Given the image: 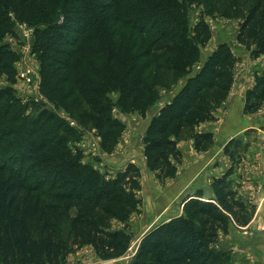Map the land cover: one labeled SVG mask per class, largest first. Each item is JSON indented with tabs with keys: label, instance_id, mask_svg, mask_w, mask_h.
I'll use <instances>...</instances> for the list:
<instances>
[{
	"label": "trees",
	"instance_id": "16d2710c",
	"mask_svg": "<svg viewBox=\"0 0 264 264\" xmlns=\"http://www.w3.org/2000/svg\"><path fill=\"white\" fill-rule=\"evenodd\" d=\"M239 4L244 13L236 42L264 57V0H0V75L13 84L18 61L3 38L18 24L33 28L43 95L80 127L95 129L101 150L112 153L125 130L113 111L144 116L157 95L152 87L190 74L145 132L146 168L173 179L178 139L211 120L234 81L237 58L225 42L190 71L212 37L202 15L230 18ZM194 6L203 11L192 26ZM263 102L264 68L246 92L244 114ZM36 104L0 89V264H66L85 246L105 261L127 255V223L140 206L139 168L129 163L105 180L73 156L68 140L79 131ZM192 138L197 152L213 144L210 133ZM237 145L233 140L225 149L232 159ZM231 174L212 181L213 198L188 196L181 215L151 228L129 264H228L221 236L246 227L255 213L232 189Z\"/></svg>",
	"mask_w": 264,
	"mask_h": 264
},
{
	"label": "crops",
	"instance_id": "0c3cea01",
	"mask_svg": "<svg viewBox=\"0 0 264 264\" xmlns=\"http://www.w3.org/2000/svg\"><path fill=\"white\" fill-rule=\"evenodd\" d=\"M235 55L238 61L240 50ZM260 64L257 63L256 68H259ZM263 64L262 60L261 65ZM253 84L251 77L247 74L237 83L234 81L223 105L212 113L211 120L198 126L197 132L213 135L214 143L208 151L196 152L191 147L190 141L178 145L181 158L176 164L177 174L167 186L163 187H158L154 181H151V173L147 171L139 155L136 136L138 132L146 129L148 117L145 119L140 117L137 126L132 124L134 117L131 114V122L126 121L123 136L118 144L124 147V153L120 155L113 151V155L103 154L102 159L112 173L123 170L129 163L137 165L140 170L142 209L139 214L131 216L127 223L128 233L132 235L133 240L139 241L157 224L181 215L182 202L188 196L202 192L204 199L213 198L212 181L223 176L230 169L232 174L229 181L232 189L244 203L255 206L254 216L245 228L255 232L259 230L258 224L264 227V132L262 131L264 110L262 114H244L243 112L246 92ZM234 139L247 145V151L237 167L234 166L233 159L223 153L226 144ZM242 184L258 187L259 195H256L254 190L253 192L246 190ZM229 241L233 245L244 246L238 227L231 228L226 243L230 244ZM245 242L249 246L253 245L252 248L255 249L253 257L257 263L259 261V264H264V231L255 232L253 236L246 238Z\"/></svg>",
	"mask_w": 264,
	"mask_h": 264
},
{
	"label": "rangeland",
	"instance_id": "374dc122",
	"mask_svg": "<svg viewBox=\"0 0 264 264\" xmlns=\"http://www.w3.org/2000/svg\"><path fill=\"white\" fill-rule=\"evenodd\" d=\"M238 6L239 8L238 7L235 8L234 13L232 14L233 16H231L230 18L222 17L220 15H217V13H214L212 15H209V14L202 15V11H203L202 7L194 6L192 8L191 16H190L191 25L194 26L199 21L200 16L202 15L204 22H206L207 26L209 27L212 33V37L209 43L205 47L200 48V54H201L200 61L194 64V66L190 70L191 72L198 70L199 67L201 66V63L205 62V60L209 57V55H211L212 52H214L217 46L225 42L231 46V49L233 50L235 57H236L235 53L237 54L238 51L240 50V56H238V61L234 69V81L236 83L242 80L245 74L250 76L254 83L256 78L261 74V71L264 68V64L261 65L262 60L264 61V57L263 56H261L262 58L255 57L252 54V50H247V48L238 45L236 42V36L238 34L239 28L242 23V14L244 13V10L241 9L243 6L241 4H239ZM224 12H225V8L222 9V13ZM2 42L4 45H7L13 52L17 54L18 61H16L14 64V70L16 73L15 82L11 84L8 82L6 75L4 74L0 75V89H4V88L7 90L9 89L12 93H14V95L17 98L22 100L23 103H27V102L30 103L31 101H34L35 104L41 103L42 106L40 104H36L37 106L36 110L38 111L42 110V111H48L50 113H55L54 114L55 116L57 117L59 116L60 118L67 121L71 127H74L77 131H79L77 137L75 138L69 137V140H68L69 148L71 149L72 153H74L73 156L77 155L78 157V163L80 160V163L82 165H85L86 167L91 168V169L93 168L105 180H112L118 172L112 173L107 168V166H105L102 156L103 154L110 155L113 152L105 153L101 150V137L99 136L98 133H96L95 129H91V128L88 129V128L80 127L75 121L71 120L72 118L69 117V114L63 110L61 105H59L58 103H54L53 101L47 99L43 95L42 90L40 89L41 82H42V76H41L42 66H41V62L38 60V55L34 53V45H35L34 29L27 27L25 24H18L15 27V30L13 31V33L6 35L3 38ZM257 63L260 64L259 68H256ZM189 77H190V74L186 75L183 78H179L176 82L172 83L170 81H167L166 84H163V86L161 87H158V86H156L155 88L152 87V91L154 93H157V95L155 97L153 106L147 110L144 116H142L138 112L121 113V111H118L115 109V111H113V118L120 121L125 127L126 121L127 123L131 122L130 120L131 114L134 117L132 119V124L137 125V126L139 125L137 122H139V119H141L140 117H143L144 119L148 117V120H147V126H148L150 120L155 117H158L159 114L161 113V110L166 105H169L171 103V101L175 98V96L179 93V91L185 86V81ZM223 103L221 105H223ZM32 109H33V106L30 104L28 106L27 113L28 112L29 114L33 113L34 109L33 110ZM263 110H264V102L262 103L260 109L253 114H262ZM49 124L53 125L52 122H50ZM200 124L201 123L194 126L191 133L189 132L182 138L178 139V142L176 145L177 148L180 143L190 141L191 147L193 148V150H195L192 137L194 136V134H197V133L204 134V133L197 132V128ZM146 129L138 132L136 136L137 142L139 145L138 146L139 155L141 156L142 161L145 165L147 163V158L145 155V145H144ZM122 136L123 134L121 135L120 139L122 138ZM212 138H213V135H212ZM120 139H119L118 144L120 143ZM234 140H237V139H234ZM237 141L239 142V145H237L236 147L234 146L233 148L231 147V149H234L235 151L233 163H234V166L236 167L241 162L243 154H245V152L247 151L246 149L247 145L243 144L239 140ZM213 143H214V139H213ZM230 143L231 141L228 142L223 149V153L227 156L228 154L225 152V149L227 146L229 147ZM118 144L114 152H116L115 154L118 153L122 155V153H124L123 151L124 147L118 146ZM134 148H133V151L135 150ZM142 153H143V156H142ZM27 171L29 172L28 166H27ZM147 171L151 173L150 175L151 181H154V183L158 187L167 186V184L171 182V179L162 180L160 178L161 175L159 176L158 172L151 171L149 169H147ZM36 179H38L37 176H36ZM32 181L33 180L29 179L27 184L29 183L34 184ZM139 183H140V190L135 192L136 197L140 200L139 212L133 213L131 216L139 214L142 209L141 177L139 179ZM154 183H149V184H154ZM242 186H244L246 190H251L252 192L254 190L256 192V195H259L260 193V190L258 187L252 186L250 184H242ZM113 225L114 227L123 228L125 224H121V223L114 221ZM238 228H239V233L241 237H243L244 246L233 245L230 241H229L230 244L226 243L227 235L221 236L219 244H218V246H220L221 248H224L226 252L229 254L230 262L228 264H259V261L257 263V260L253 257L255 256V254L253 253L255 249L252 248L253 245L249 246L248 244H246L245 239L253 236L255 232L264 231V227L258 224L257 228H259V230H256L255 232L247 230V228L245 227H238ZM137 244H138V241L132 239V243L130 247L131 251H129L127 255L121 258L115 259V261L101 260L95 255V252L93 251L92 248L85 246V247H82L81 249L76 250L73 254L69 255L66 260V264H129L130 258H131L130 256L134 254Z\"/></svg>",
	"mask_w": 264,
	"mask_h": 264
},
{
	"label": "built area",
	"instance_id": "2783aa9c",
	"mask_svg": "<svg viewBox=\"0 0 264 264\" xmlns=\"http://www.w3.org/2000/svg\"><path fill=\"white\" fill-rule=\"evenodd\" d=\"M129 251H131V249H129ZM129 251H128V252H129ZM129 256H130V255H129ZM129 256H128V257H129ZM130 257H132V256H130Z\"/></svg>",
	"mask_w": 264,
	"mask_h": 264
}]
</instances>
